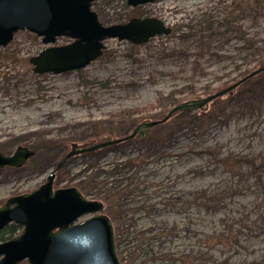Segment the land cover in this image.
I'll return each instance as SVG.
<instances>
[{"label": "rangeland", "instance_id": "obj_1", "mask_svg": "<svg viewBox=\"0 0 264 264\" xmlns=\"http://www.w3.org/2000/svg\"><path fill=\"white\" fill-rule=\"evenodd\" d=\"M92 9L105 25L154 16L172 31L144 43L107 38L98 58L63 72L37 73L30 58L72 37L44 43L20 29L0 47V151L34 150L22 166H0V205L43 183L72 143L125 136L261 65L250 59L264 50V0H94ZM65 186L104 203L123 264H264V71L205 110L70 156L54 180Z\"/></svg>", "mask_w": 264, "mask_h": 264}, {"label": "water", "instance_id": "obj_2", "mask_svg": "<svg viewBox=\"0 0 264 264\" xmlns=\"http://www.w3.org/2000/svg\"><path fill=\"white\" fill-rule=\"evenodd\" d=\"M94 0H0V47L7 45L16 31L28 29L53 43L58 36L73 40L50 45L30 58L37 73L79 69L98 58L110 37L144 43L172 27L154 16L132 17L126 22L105 25L92 9ZM154 0H127L133 6ZM264 71V63L242 78L202 97L172 105L162 119L143 120L122 137H105L82 144L72 143L45 181L35 189L9 196L0 205V230L13 222L22 231L0 241V264H123L118 256L111 218L103 212L99 199L86 197L77 186L54 187L56 171L72 155L95 150L131 138L176 113L205 110L210 101L231 92L238 84ZM34 150L20 145L12 154L0 151V166H22ZM91 214L78 221L80 217Z\"/></svg>", "mask_w": 264, "mask_h": 264}, {"label": "trees", "instance_id": "obj_3", "mask_svg": "<svg viewBox=\"0 0 264 264\" xmlns=\"http://www.w3.org/2000/svg\"><path fill=\"white\" fill-rule=\"evenodd\" d=\"M252 1H254V2H259L260 0H249V3H252ZM238 7H239V5H237V6H235L234 8L235 9H238ZM233 11V10H232ZM234 12V11H233ZM229 21H231V20H229ZM231 27H233V28H236V27H234V26H231ZM242 38L244 39V41H245V44L243 45L245 48H247V50H250L251 48H253V46H254V44H255V41H253L252 39H250V38H247L245 35H243L242 34ZM250 54V53H249ZM251 56H254V57H252V59H250V61H254V63H257V64H262V63H264V50H257V51H252L251 52ZM236 70H238V71H241V74H243V72L242 71H244V70H247V69H244L242 66H236ZM240 74V75H241ZM245 74H246V72H245ZM244 74V75H245ZM193 93V92H192ZM175 101H177V99L174 97L173 99H172V102H175ZM127 130H123V129H121V131H120V134H122V135H127ZM18 225L17 224H15V223H10V224H8L5 228H3L2 230H0V241L1 240H4V239H6V238H9V237H11V236H13V235H15V233H16V231H17V229H18V227H17Z\"/></svg>", "mask_w": 264, "mask_h": 264}]
</instances>
